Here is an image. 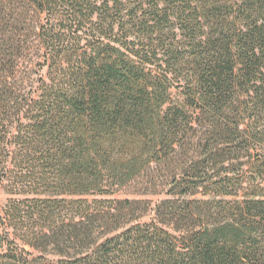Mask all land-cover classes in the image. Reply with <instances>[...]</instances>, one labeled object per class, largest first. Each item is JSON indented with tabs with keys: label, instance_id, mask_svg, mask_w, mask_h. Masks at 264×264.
Instances as JSON below:
<instances>
[{
	"label": "trees",
	"instance_id": "16d2710c",
	"mask_svg": "<svg viewBox=\"0 0 264 264\" xmlns=\"http://www.w3.org/2000/svg\"><path fill=\"white\" fill-rule=\"evenodd\" d=\"M0 187V264H264V0H0Z\"/></svg>",
	"mask_w": 264,
	"mask_h": 264
},
{
	"label": "rangeland",
	"instance_id": "374dc122",
	"mask_svg": "<svg viewBox=\"0 0 264 264\" xmlns=\"http://www.w3.org/2000/svg\"><path fill=\"white\" fill-rule=\"evenodd\" d=\"M24 63V68L29 67L30 63H29V59H25L23 61ZM27 70H29L28 68H26ZM42 74H45V71L42 72ZM142 180L134 183L131 186H127L125 188L120 189L117 194L115 195V198L119 199V200H134V199H140V200H144V201H149L150 202V207L148 208L147 211L143 212L141 214V219L140 221L142 223H147L150 222L154 217H155V213L153 211V209H155V205L160 202L163 199H166L167 197L164 194L161 195H153L149 192H147V188L145 187V183L142 182ZM23 197L21 196H14V195H10L7 191H5L3 188L0 187V215L3 214L4 208L6 207V205L8 204V202L11 199H21ZM171 232H173L171 229H169ZM27 251H31L30 248L25 247ZM51 261H55L56 258L55 257H50L49 258Z\"/></svg>",
	"mask_w": 264,
	"mask_h": 264
}]
</instances>
